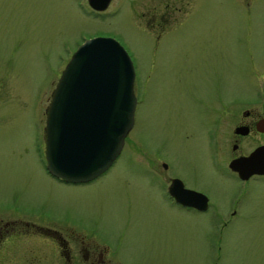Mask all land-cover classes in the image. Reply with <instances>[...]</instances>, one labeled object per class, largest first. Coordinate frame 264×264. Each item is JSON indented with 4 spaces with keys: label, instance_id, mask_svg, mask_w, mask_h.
Wrapping results in <instances>:
<instances>
[{
    "label": "rangeland",
    "instance_id": "rangeland-1",
    "mask_svg": "<svg viewBox=\"0 0 264 264\" xmlns=\"http://www.w3.org/2000/svg\"><path fill=\"white\" fill-rule=\"evenodd\" d=\"M93 36L114 38L132 61L133 123L105 171L62 182L44 165V108ZM219 95L224 121L241 105L264 114V0H109L101 11L87 0H0V203L92 219L127 264H264V176L242 183L211 162L204 104ZM159 161L209 207L168 203L149 167Z\"/></svg>",
    "mask_w": 264,
    "mask_h": 264
},
{
    "label": "water",
    "instance_id": "water-1",
    "mask_svg": "<svg viewBox=\"0 0 264 264\" xmlns=\"http://www.w3.org/2000/svg\"><path fill=\"white\" fill-rule=\"evenodd\" d=\"M87 1L101 10L109 0ZM133 77L132 62L114 38L93 36L75 48L44 111L45 167L52 175L68 182H84L111 164L133 123ZM228 166L241 177L263 173L264 146L231 159ZM183 190L193 196L189 203L205 208L203 194Z\"/></svg>",
    "mask_w": 264,
    "mask_h": 264
},
{
    "label": "flooded vegetation",
    "instance_id": "flooded-vegetation-1",
    "mask_svg": "<svg viewBox=\"0 0 264 264\" xmlns=\"http://www.w3.org/2000/svg\"><path fill=\"white\" fill-rule=\"evenodd\" d=\"M204 106L211 114L205 132L213 166H224L229 176L233 175L242 183L264 176V173L251 172L246 177H239L238 172L228 166L231 159L247 155L260 145L264 146V114L254 111L251 106L241 105L237 113L230 114L237 117L235 121H224L221 112L226 107L220 95ZM225 133L228 139L232 138L228 157L222 147ZM188 134L184 133L185 136ZM244 138H251L252 144L242 150L241 142ZM156 160L151 161L155 163ZM154 163L148 166L156 177L164 178L162 193L166 195L168 203L176 208L196 211L209 207L211 201L208 194L195 185L187 184L175 173L172 163ZM183 188L203 194L206 197L205 208L199 209L194 203H189L190 196H193L184 192ZM235 202L230 200L231 204ZM13 203L14 207L9 201L5 206L0 203V264H127L122 257L119 258L116 247L107 241V236L94 220L79 222L76 217L54 216L58 213L43 204L19 210L15 208L17 202ZM233 206L229 208V217L235 212Z\"/></svg>",
    "mask_w": 264,
    "mask_h": 264
}]
</instances>
